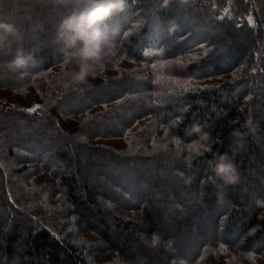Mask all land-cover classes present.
<instances>
[{"label": "trees", "instance_id": "1", "mask_svg": "<svg viewBox=\"0 0 264 264\" xmlns=\"http://www.w3.org/2000/svg\"><path fill=\"white\" fill-rule=\"evenodd\" d=\"M73 2L0 0L25 37L0 91L38 106L0 101V264H264V0H125L85 82Z\"/></svg>", "mask_w": 264, "mask_h": 264}, {"label": "clouds", "instance_id": "2", "mask_svg": "<svg viewBox=\"0 0 264 264\" xmlns=\"http://www.w3.org/2000/svg\"><path fill=\"white\" fill-rule=\"evenodd\" d=\"M63 4L65 0H58ZM125 0H74L70 11L63 17L56 28L54 43L64 46V58L61 71L71 82H85L95 72L96 63L101 54L110 46L109 26L107 21L115 13L124 10ZM24 33L12 22L8 13H0V53L12 54L13 43L22 44ZM23 49H17L14 59L8 61V67L13 70L22 69L26 65ZM66 68L70 70L65 71ZM192 132L201 134L197 144L201 148L209 140L207 133H202L198 126ZM210 150V149H209ZM209 166L217 177L225 183H232V173L235 165L227 154L220 155Z\"/></svg>", "mask_w": 264, "mask_h": 264}, {"label": "rangeland", "instance_id": "3", "mask_svg": "<svg viewBox=\"0 0 264 264\" xmlns=\"http://www.w3.org/2000/svg\"><path fill=\"white\" fill-rule=\"evenodd\" d=\"M250 20H251V22H253V19H250ZM126 65H127V67H125V68L128 71L130 69H133V67H138L139 66V64L134 63L132 61H127ZM22 96L23 95H16L14 93L0 91V101H3V103L11 104V103L17 102L19 105L25 107L26 110L27 109H37L38 108L37 104L30 103L24 96L23 97ZM117 143H120V142H116V144ZM117 145H119V144H117ZM95 239H97V237L96 236H92V240H95ZM113 255L114 254H109V255H106V256H102L99 259L101 262H98V263L99 264H106V262L109 260V258H111ZM103 260H106V261H103Z\"/></svg>", "mask_w": 264, "mask_h": 264}, {"label": "snow or ice", "instance_id": "4", "mask_svg": "<svg viewBox=\"0 0 264 264\" xmlns=\"http://www.w3.org/2000/svg\"><path fill=\"white\" fill-rule=\"evenodd\" d=\"M27 111H29V112H35L36 109H27ZM153 243H155V241H153Z\"/></svg>", "mask_w": 264, "mask_h": 264}]
</instances>
